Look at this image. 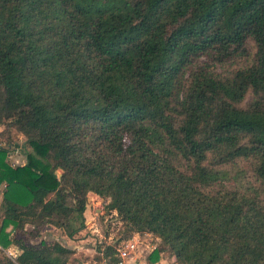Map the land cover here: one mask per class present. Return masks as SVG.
<instances>
[{
  "label": "trees",
  "instance_id": "trees-1",
  "mask_svg": "<svg viewBox=\"0 0 264 264\" xmlns=\"http://www.w3.org/2000/svg\"><path fill=\"white\" fill-rule=\"evenodd\" d=\"M247 40L252 63L220 75ZM0 126L26 146L13 167L0 145V264H84L34 240L78 234L88 193L123 226L114 245L159 239L149 264H264V0H0ZM236 160L259 187L213 190Z\"/></svg>",
  "mask_w": 264,
  "mask_h": 264
},
{
  "label": "rangeland",
  "instance_id": "rangeland-1",
  "mask_svg": "<svg viewBox=\"0 0 264 264\" xmlns=\"http://www.w3.org/2000/svg\"><path fill=\"white\" fill-rule=\"evenodd\" d=\"M72 27V26H71ZM75 32H77L74 29ZM254 47L250 40H247L243 45V48L236 50L234 55L226 58V60L221 62H216V70L220 75H228L237 67H243L250 65L253 59ZM86 77L78 81L82 91L85 92L86 86ZM95 85L99 86L102 83V78L100 76L94 78L92 77ZM66 82V85L72 84ZM71 88V87H70ZM250 95L247 94L245 100L242 101L246 103ZM0 126V145L4 146L7 153L8 163L15 167L23 164L25 162V142L24 138L17 134L12 129H4ZM215 169L222 170L224 174L221 176H226L225 179L217 178L214 183L211 185L213 190L218 189L219 187H224L226 189H238L240 192L246 191L248 186H253L258 188L259 184L254 179L251 171V164L249 161L245 160H236L235 162L228 163L226 165L217 166ZM57 177L60 176V171H56ZM240 187V188H235ZM259 197L264 200V191L259 193ZM87 200V199H86ZM108 201L107 199H104ZM112 213V214H111ZM107 210L106 204H98L96 200L90 198L89 205L83 212V219L85 227L71 239L67 238L62 229L55 228L52 226H45L42 228L39 236L34 240V242H52L58 241L77 252V257L86 261L92 262L94 260L95 251L101 246H106L112 239L123 237L122 225L114 216L113 212ZM25 232L29 233L31 227L29 225L25 226ZM96 229V230H95ZM135 234V233H134ZM138 234L140 240L142 241V246L149 245V247L156 245L159 242V239L148 232L136 233ZM120 237V238H121ZM204 242V241H203ZM202 242V244H204ZM0 249V254H1ZM17 253L15 247L11 246L5 249L3 254L9 255L12 257ZM172 256L166 254V256ZM96 259V258H95ZM97 260V259H96Z\"/></svg>",
  "mask_w": 264,
  "mask_h": 264
},
{
  "label": "built area",
  "instance_id": "built-area-1",
  "mask_svg": "<svg viewBox=\"0 0 264 264\" xmlns=\"http://www.w3.org/2000/svg\"><path fill=\"white\" fill-rule=\"evenodd\" d=\"M90 198L97 201V203L100 205L101 203L104 204L107 201L104 199H101L94 193H88L87 194V205H89ZM96 230V229H95ZM119 238L112 239L109 243L106 245H111L114 249L113 256L115 260L111 263H108L107 260L109 259V256L106 257L102 252H100V261H92L90 264H125L126 261L132 257L133 253L136 251L139 243L140 238L138 234H133L131 237H129L126 240L119 241L116 245H114ZM1 249V248H0ZM5 252V250H4ZM9 256V255H8Z\"/></svg>",
  "mask_w": 264,
  "mask_h": 264
},
{
  "label": "crops",
  "instance_id": "crops-1",
  "mask_svg": "<svg viewBox=\"0 0 264 264\" xmlns=\"http://www.w3.org/2000/svg\"><path fill=\"white\" fill-rule=\"evenodd\" d=\"M155 245L149 247V245L142 246V241L140 240V243L136 249V251L133 253L132 257L129 258L125 264H149L146 262V256L150 251L153 249ZM77 255V252H75ZM93 261H96L95 258ZM99 262V261H97ZM91 262H84V264H90ZM152 264H179L175 261L173 256H166L165 254H160L159 259L152 263Z\"/></svg>",
  "mask_w": 264,
  "mask_h": 264
},
{
  "label": "water",
  "instance_id": "water-1",
  "mask_svg": "<svg viewBox=\"0 0 264 264\" xmlns=\"http://www.w3.org/2000/svg\"><path fill=\"white\" fill-rule=\"evenodd\" d=\"M56 176H57V173L55 172Z\"/></svg>",
  "mask_w": 264,
  "mask_h": 264
}]
</instances>
